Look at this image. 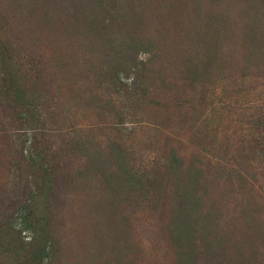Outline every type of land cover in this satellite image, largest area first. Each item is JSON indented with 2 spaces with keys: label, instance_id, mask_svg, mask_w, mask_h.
<instances>
[{
  "label": "rangeland",
  "instance_id": "obj_1",
  "mask_svg": "<svg viewBox=\"0 0 264 264\" xmlns=\"http://www.w3.org/2000/svg\"><path fill=\"white\" fill-rule=\"evenodd\" d=\"M0 264H264V0H0Z\"/></svg>",
  "mask_w": 264,
  "mask_h": 264
}]
</instances>
